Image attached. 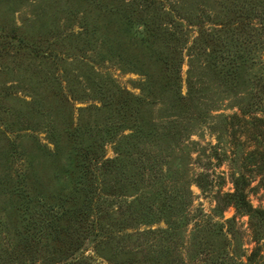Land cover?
<instances>
[{"label":"rangeland","instance_id":"rangeland-1","mask_svg":"<svg viewBox=\"0 0 264 264\" xmlns=\"http://www.w3.org/2000/svg\"><path fill=\"white\" fill-rule=\"evenodd\" d=\"M240 176L264 210V0H0V264H264Z\"/></svg>","mask_w":264,"mask_h":264},{"label":"trees","instance_id":"trees-1","mask_svg":"<svg viewBox=\"0 0 264 264\" xmlns=\"http://www.w3.org/2000/svg\"><path fill=\"white\" fill-rule=\"evenodd\" d=\"M175 58H176L175 55H170V54L165 55V57L163 58V61L165 62V70L166 72H168V77H169V78L167 77L168 82H171L170 78H173V76H175V73L178 74V65L175 63L176 62ZM174 68H176V70ZM133 99L135 98H133L132 94H130L127 91L126 92L124 91V94L120 101L121 105L118 108V110L126 112L125 109L127 108L128 110L130 108V104ZM117 102L118 101H116V103ZM256 152L258 151L254 150V151H250V153L248 154L247 158L249 159V163L255 162L254 153ZM246 185L247 183L246 181H244V178L242 176L235 177L233 191L225 195L227 198L225 205H232L236 210L243 211L247 213L250 217L252 216L253 219L251 218V225L253 226V229L256 232L255 238L256 239L263 238L261 237V235L264 236V210L253 208L250 205L246 197V192H245ZM65 214L66 212L64 211H62L60 214L53 212L48 214L46 212H43L42 216L46 220H41V218H39V220L37 219L36 221L35 220L33 221L34 222L33 226L31 223L29 226L25 227L24 230L25 232H27L26 234L28 235V239H30V241L24 240L22 242L21 247H18L15 250L18 251L15 258H20L17 260H21V258L25 257L26 254H30V255L33 254V250L34 248H36L35 246H37V243H34V239L36 238L35 232L36 230H38L35 228V223L36 225L40 224L41 227L51 228L50 235L49 237L46 238L51 239L53 245L54 243L59 242L65 248H76L78 246L79 241L76 240L74 237L71 238V233L69 232L71 230L66 225V223H64L67 222L68 219H70V217L66 218Z\"/></svg>","mask_w":264,"mask_h":264}]
</instances>
